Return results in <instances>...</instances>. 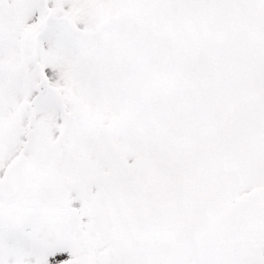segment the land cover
Segmentation results:
<instances>
[{
    "label": "snow or ice",
    "instance_id": "obj_1",
    "mask_svg": "<svg viewBox=\"0 0 264 264\" xmlns=\"http://www.w3.org/2000/svg\"><path fill=\"white\" fill-rule=\"evenodd\" d=\"M0 264H264V0H0Z\"/></svg>",
    "mask_w": 264,
    "mask_h": 264
}]
</instances>
